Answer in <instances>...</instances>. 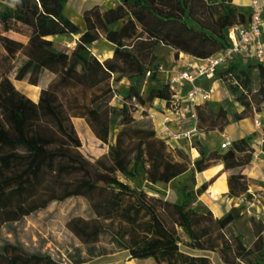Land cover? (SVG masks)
Returning <instances> with one entry per match:
<instances>
[{
  "label": "trees",
  "instance_id": "1",
  "mask_svg": "<svg viewBox=\"0 0 264 264\" xmlns=\"http://www.w3.org/2000/svg\"><path fill=\"white\" fill-rule=\"evenodd\" d=\"M69 1L0 0V62L5 67L0 77V157L16 153L32 158L18 176L3 180L0 172V194L54 178L59 201L83 197L90 203L91 217L73 216L66 224L84 244L98 243L108 231L107 222H113L116 241L129 237L121 246L134 258H153L158 264H216L207 254L182 250L185 246L216 252L223 264H264V223L251 218L256 239L250 246L233 231L245 203L254 198L244 173L255 154L253 136L235 140L224 150H208L199 139L200 156L192 158L186 147L169 145L148 120L155 100L171 106L175 95L159 75V49L170 48L176 58L184 53L208 59L231 47L230 28L248 24L250 10L248 14L233 0H116L106 7L101 4L106 0H94L97 3L83 12L82 29L64 14ZM68 34L78 36L74 47L62 48L50 39ZM99 41L111 45V57L101 60L93 53ZM18 57L16 80L38 86L44 73L53 76L38 101L19 91L9 77ZM215 78L244 110L231 117L222 105L215 109L208 101L197 104V124L204 132L223 131L232 120L262 111L264 64L237 58L219 67ZM124 79L128 83L118 87ZM116 98L120 103L114 104ZM74 117L87 121L95 136L108 144L107 153L90 159L81 151ZM217 165L229 172V196L247 200L221 217L199 199L214 179L199 187L196 181V173ZM187 172L191 175L178 188L176 200L123 180L142 178L154 185ZM0 264L61 263L49 253L5 242Z\"/></svg>",
  "mask_w": 264,
  "mask_h": 264
},
{
  "label": "rangeland",
  "instance_id": "2",
  "mask_svg": "<svg viewBox=\"0 0 264 264\" xmlns=\"http://www.w3.org/2000/svg\"><path fill=\"white\" fill-rule=\"evenodd\" d=\"M116 0L101 1L103 7L112 5ZM97 1L94 0H70L64 10V14L73 22L78 24L82 29L85 27L83 21V12L86 8L90 7ZM19 38L18 34H14ZM23 40H26L21 36ZM50 39L55 40L56 43L62 47H74L78 36L77 35H60L53 36ZM111 45L104 41H99L92 48L93 53L101 60L108 58L112 53L110 51ZM4 50L0 46V59ZM180 58V56H179ZM172 54V50L168 47H161L159 49V61L166 66H177ZM21 59L18 57L12 61L11 71L9 77L14 82L16 88L25 93L30 98L38 101L39 93L42 88L46 87L51 81L53 76L50 73H44L40 84L38 86L31 85L27 80L18 81L15 78L16 67L19 66ZM185 58H182L181 67H177V71H181L186 66ZM5 67L0 62V77ZM253 87H256L257 78L256 72L253 71ZM127 80H122L119 86L127 84ZM119 97V96H118ZM120 103V99L116 98L114 104ZM219 104L215 105V109ZM139 119L141 112L135 113ZM148 120H151L154 128V121L148 111ZM73 123L77 130L78 135L82 140L81 151L90 159H95L102 154L109 151L108 144L100 141L87 121L83 118L74 117ZM190 126V123H185L183 128ZM199 126V125H198ZM201 132H204L199 127ZM210 137L211 142H215L214 146L218 150H224L222 143L225 141L219 133L204 132ZM200 133L196 135L191 145L196 148L197 141L200 139ZM192 156L190 146L186 147ZM208 150L209 148L206 147ZM197 149V148H196ZM200 156L197 155V157ZM196 157V158H197ZM32 158L23 159L19 158L16 153H10L0 157V172L3 180L13 178L23 173L31 164ZM123 180L132 186H141L150 193H156L155 190L160 192V196L176 200L178 188L186 183V181L178 179V181H171L170 183L158 182L157 184H149L142 178L135 180L123 178ZM154 188V189H151ZM255 200L246 202L243 217L240 218L234 225L233 231L240 233L244 236L245 243L250 246L256 239L254 226L251 218L261 220L264 223V189H259L256 192ZM93 215L90 203L83 197H71L65 201L58 200V181L54 178H45L40 181L34 182L29 185L18 187L13 191L0 194V246L5 242L22 245L30 252H45L52 255L53 258L63 263L68 260H77L83 254L92 255L109 251L114 248H124L121 244L128 242L129 237H121L120 244L116 241L114 233L117 224L107 222L108 231L104 233L98 244L87 245L82 243L66 226L68 220L73 216H83L89 218ZM182 250L193 254H207L216 264H223L220 256L216 252L207 251H193L189 248L182 246Z\"/></svg>",
  "mask_w": 264,
  "mask_h": 264
},
{
  "label": "crops",
  "instance_id": "3",
  "mask_svg": "<svg viewBox=\"0 0 264 264\" xmlns=\"http://www.w3.org/2000/svg\"><path fill=\"white\" fill-rule=\"evenodd\" d=\"M233 3L243 8L249 14L251 0H233ZM92 6V5H91ZM90 6V7H91ZM244 15V22H247L249 15ZM13 37L14 34H12ZM17 38V37H15ZM21 36L19 35V38ZM112 53V51H111ZM113 54V53H112ZM112 54L108 57H111ZM173 56L175 57L174 51H172ZM180 58L177 57L176 62L179 64L175 67L164 66L162 64L160 68L159 75L162 79L168 80L170 75L177 71V67H181L182 58H185L186 66L185 69H193L197 66H204L207 62V59H199L190 55H186L181 53ZM176 58V57H175ZM180 71V70H179ZM198 83H200L206 90L213 89V95L207 101L211 104H219L224 106L231 117L235 113H241L244 110V107L236 102L233 98L232 93L226 87V85L220 81L219 79H206L204 77H200L198 79ZM186 93V90L183 94ZM34 100V99H33ZM184 106L188 108L192 107L190 102L184 97L182 100ZM200 102L198 104H201ZM150 116L152 117L155 125V129L160 137V125L161 121L165 118H169L170 125L173 128H178L179 125L183 127L185 123H190V126L186 129L192 127L197 120L191 119L188 117L185 120L178 121L175 117L174 112L171 110L170 106L162 100H155L153 106L149 109ZM259 120L260 124H256L255 120ZM213 133H219L223 138L229 137L233 142L243 137L253 136V146L255 147V154L252 163L244 169V173L247 175L249 179V193L256 196V192L259 189H264V105L262 106V111L255 112L253 116L244 117L239 120H232L229 124L225 126L223 131L215 130ZM200 138L209 150L217 149L215 148V142H211L210 137L207 136L206 133L200 131ZM172 147L175 146H190L191 152L193 156L196 158L199 155L198 150L191 145V143L187 140H180L177 142H168ZM223 165L213 166L203 172L196 173V181L197 187L202 185L204 182L214 179L213 183H211L208 189L199 197V199L206 204L214 213L216 217H221L227 212L231 210L233 206H239L243 202H246V197H242L240 199L234 200L229 196V186H228V171H223ZM191 172L184 173L179 178L174 181L185 180L187 181L190 177ZM253 198L252 201H254ZM252 201H247L252 202ZM99 243V242H98ZM98 243H95L98 244ZM91 245V244H90ZM61 264H158L156 260L153 258L139 259L131 256L130 250L125 248H114L109 251H103L101 253H95L92 255L83 254V256L77 260H68Z\"/></svg>",
  "mask_w": 264,
  "mask_h": 264
},
{
  "label": "built area",
  "instance_id": "4",
  "mask_svg": "<svg viewBox=\"0 0 264 264\" xmlns=\"http://www.w3.org/2000/svg\"><path fill=\"white\" fill-rule=\"evenodd\" d=\"M229 37L232 41L231 47L208 58L204 66L175 71L170 75L168 81L175 91L170 108L178 121L185 120L188 117L197 120L196 105L212 97L214 90H206L198 83L200 77L208 80L216 79V70L219 67L227 66L237 58L264 64V0H251L248 24L236 25L230 28ZM185 90L186 93L183 94ZM184 97L192 107L188 108L183 105L182 100ZM255 123L260 124V121L256 119ZM199 133L200 129L197 123L188 129L183 128L181 125L175 129L170 125L168 117L161 121L160 134L168 142L187 140L191 143ZM231 144L230 138L225 137L222 147L226 149Z\"/></svg>",
  "mask_w": 264,
  "mask_h": 264
},
{
  "label": "clouds",
  "instance_id": "5",
  "mask_svg": "<svg viewBox=\"0 0 264 264\" xmlns=\"http://www.w3.org/2000/svg\"><path fill=\"white\" fill-rule=\"evenodd\" d=\"M15 2H16V3H19V2H20V0H15Z\"/></svg>",
  "mask_w": 264,
  "mask_h": 264
}]
</instances>
